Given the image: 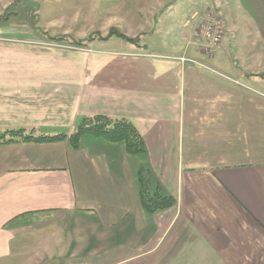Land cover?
Instances as JSON below:
<instances>
[{
    "label": "crops",
    "instance_id": "crops-1",
    "mask_svg": "<svg viewBox=\"0 0 264 264\" xmlns=\"http://www.w3.org/2000/svg\"><path fill=\"white\" fill-rule=\"evenodd\" d=\"M4 1L0 53L4 38L15 39L2 13L19 0ZM69 2L84 5L78 19L96 33L124 35L131 47L90 48L87 59L64 64L75 68L70 75H21L20 61L4 75L0 59V133L72 135L102 116L132 123L146 153L90 134L78 149L0 145V264H68L79 255L94 264H264V107L255 90L264 88L263 65L247 71L221 58L223 48L210 60L198 48L200 21L189 22L207 4L226 15L227 0L59 1ZM226 24L230 45L236 32ZM143 169L173 208L143 209Z\"/></svg>",
    "mask_w": 264,
    "mask_h": 264
},
{
    "label": "rangeland",
    "instance_id": "rangeland-1",
    "mask_svg": "<svg viewBox=\"0 0 264 264\" xmlns=\"http://www.w3.org/2000/svg\"><path fill=\"white\" fill-rule=\"evenodd\" d=\"M59 1L60 0H19L17 3H13L9 8V10L12 9V11L8 10V13L7 10H5V12H3L4 10L2 11L3 19H1V23H3L5 34L11 29L14 31L15 38H4L3 40L5 41L2 42L4 48L0 53V59L4 62V75H7L11 70L8 66H11V62L13 61H20L21 75H29V72H33L36 76L70 75L75 72V68L65 67L64 64L68 63V66H74L75 64H71L70 60L76 62L87 59L85 54L91 53V49L116 52L124 51L125 46H128V48L131 47L130 44L121 40L120 37H111L113 39L110 41L107 37L108 35L101 36L92 29L91 24H88L87 21L79 20L77 9H84V5L74 2L60 4ZM227 2L228 5L224 11L226 15L222 14V8L219 4L215 3L216 7L207 4L200 7L201 11L194 12L189 22L191 20L197 22L200 14H205L207 11H212L215 15L217 14L225 23L229 22V27H235L236 33L234 32L235 34L232 35L235 44L226 45V41L230 40L225 37V42L223 40V43L218 49L219 51L222 48L225 50L223 51L224 54H220V57L233 60L234 62L240 61L248 65H245L247 71H252V64L260 65L256 69H259L263 65V68H260L259 74L260 76H264V0H227ZM182 3L183 2H181V4ZM8 5L10 4L4 1V3L0 4V7L4 9ZM12 13L15 16L12 15ZM195 13H198L199 16L196 17ZM227 27L228 25L226 24V28ZM86 31H88V35H81V32L83 33ZM200 36L201 33L198 31L196 36L197 40L200 39ZM123 37L125 38L124 35ZM157 38L159 39L162 37ZM92 39L94 40L92 41ZM143 39L144 37H141V40ZM74 42H77V44H74ZM215 58L216 55L210 60ZM32 60L36 63V67L34 68L32 64L28 65V61ZM26 62L27 65L25 64ZM44 62H50L52 64L51 68L43 70L40 65ZM23 65L25 66L23 67ZM249 68L251 70H249ZM239 87L242 88L243 91H246V87ZM257 88L258 89L255 90L262 94L260 96V103L261 106L264 107V88ZM47 130L49 129L41 128V133ZM59 132L69 134L70 130L64 129ZM260 139L261 142L263 141L262 143H264V132L260 133ZM261 157H263L262 154ZM79 256L83 257V260L79 258H70L68 264H77L81 262L82 264L97 263L96 261H93V263L91 256L88 257L89 255ZM11 261L10 263L6 262V264L15 263ZM26 262H28V259ZM98 263L108 264V261L103 258L100 259ZM45 264L54 263L46 262Z\"/></svg>",
    "mask_w": 264,
    "mask_h": 264
},
{
    "label": "trees",
    "instance_id": "trees-1",
    "mask_svg": "<svg viewBox=\"0 0 264 264\" xmlns=\"http://www.w3.org/2000/svg\"><path fill=\"white\" fill-rule=\"evenodd\" d=\"M118 36L124 38L121 34H118ZM74 44H77V42H74ZM89 134L122 145L129 155L135 156L146 153L144 140L132 123L102 116L85 118L72 135H39L36 130L26 131L24 129L7 131L0 133V145H44L68 141L74 149H78L81 139ZM138 181L140 183L141 204L146 212L157 213L175 206L176 200L174 197L164 196L160 191L152 193L148 171L141 170L138 174Z\"/></svg>",
    "mask_w": 264,
    "mask_h": 264
},
{
    "label": "built area",
    "instance_id": "built-area-1",
    "mask_svg": "<svg viewBox=\"0 0 264 264\" xmlns=\"http://www.w3.org/2000/svg\"><path fill=\"white\" fill-rule=\"evenodd\" d=\"M204 15V16H202ZM198 17L199 14L195 13ZM201 19V20H200ZM198 22V31L201 33L202 44L198 47L209 58L216 55L217 50L223 43L227 34L226 23L217 14L212 11H207L205 14H200ZM182 62L192 61V59L182 58Z\"/></svg>",
    "mask_w": 264,
    "mask_h": 264
}]
</instances>
